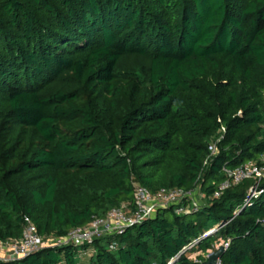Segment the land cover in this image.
I'll return each instance as SVG.
<instances>
[{
	"label": "trees",
	"instance_id": "16d2710c",
	"mask_svg": "<svg viewBox=\"0 0 264 264\" xmlns=\"http://www.w3.org/2000/svg\"><path fill=\"white\" fill-rule=\"evenodd\" d=\"M263 154L264 0H0V240L26 216L65 237L133 208L136 184L204 193L196 212L159 208L0 264H168L219 237L223 264H264V199L244 206L253 180L214 196L224 166Z\"/></svg>",
	"mask_w": 264,
	"mask_h": 264
},
{
	"label": "built area",
	"instance_id": "2783aa9c",
	"mask_svg": "<svg viewBox=\"0 0 264 264\" xmlns=\"http://www.w3.org/2000/svg\"><path fill=\"white\" fill-rule=\"evenodd\" d=\"M210 149L212 156L216 154L217 141L211 144ZM223 172L225 178L215 190V197H220L226 190L241 184L245 180L251 179L253 180V185L249 190L248 198L244 206H252L255 199L261 197L264 199V189L261 188V183L264 181V154L258 160H251L235 167L224 166ZM135 186V206L133 208H129L126 205L113 208L109 211L106 218H95L87 226L72 229L65 237L45 240L39 234L38 228L32 219L26 216L24 218V228L21 237L6 241L0 240V260L7 261L25 258L42 248L67 243L82 246L91 243L96 237L122 234L128 228L150 218L159 208L173 206L178 214L196 212L201 207L197 201V196H204L199 187L191 190L183 188H163L156 193H152L148 188L140 184H136ZM239 212L240 209H237L234 212V216ZM226 223L211 228L203 234L202 238L216 234ZM199 242V240H194L185 246L178 255L170 259L168 264H175L184 254H189V258L193 259L196 263L203 264L221 246L227 251L231 244L230 239L219 237L213 246L206 250H200L196 249ZM215 264H223L222 258H219Z\"/></svg>",
	"mask_w": 264,
	"mask_h": 264
},
{
	"label": "water",
	"instance_id": "95a60500",
	"mask_svg": "<svg viewBox=\"0 0 264 264\" xmlns=\"http://www.w3.org/2000/svg\"><path fill=\"white\" fill-rule=\"evenodd\" d=\"M211 235H208L206 238L210 237ZM225 250L224 247L221 246L211 257L208 261L204 262L203 264H215L216 261L219 258H222L223 254H224Z\"/></svg>",
	"mask_w": 264,
	"mask_h": 264
},
{
	"label": "rangeland",
	"instance_id": "374dc122",
	"mask_svg": "<svg viewBox=\"0 0 264 264\" xmlns=\"http://www.w3.org/2000/svg\"><path fill=\"white\" fill-rule=\"evenodd\" d=\"M202 192V191H201ZM204 195V193H202ZM201 195V194H200ZM197 201L199 204L202 206L204 204V196H197ZM215 242V236H210L209 238L206 239L205 243L212 245Z\"/></svg>",
	"mask_w": 264,
	"mask_h": 264
}]
</instances>
